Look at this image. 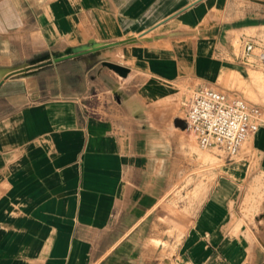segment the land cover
Segmentation results:
<instances>
[{"label":"crops","instance_id":"0c3cea01","mask_svg":"<svg viewBox=\"0 0 264 264\" xmlns=\"http://www.w3.org/2000/svg\"><path fill=\"white\" fill-rule=\"evenodd\" d=\"M261 55L264 0H0V264H264V122L183 128L203 86L264 110Z\"/></svg>","mask_w":264,"mask_h":264},{"label":"built area","instance_id":"2783aa9c","mask_svg":"<svg viewBox=\"0 0 264 264\" xmlns=\"http://www.w3.org/2000/svg\"><path fill=\"white\" fill-rule=\"evenodd\" d=\"M260 60L264 63L263 55ZM263 122L264 110L260 106L203 86L191 92L183 128L195 137L200 149L215 147L232 156Z\"/></svg>","mask_w":264,"mask_h":264},{"label":"water","instance_id":"95a60500","mask_svg":"<svg viewBox=\"0 0 264 264\" xmlns=\"http://www.w3.org/2000/svg\"><path fill=\"white\" fill-rule=\"evenodd\" d=\"M112 44H98V43H91L89 45H83L81 47L78 48H74L71 50H66L64 53L60 54V55H54L51 57L50 60H48V62L46 63H51V62H59L80 54H85V53H91V52H95L99 49H103L106 48L108 46H111ZM103 65L109 69H111L112 71H114L115 73H117L119 76L121 77H125L128 73V69L114 64V63H110V62H103Z\"/></svg>","mask_w":264,"mask_h":264},{"label":"rangeland","instance_id":"374dc122","mask_svg":"<svg viewBox=\"0 0 264 264\" xmlns=\"http://www.w3.org/2000/svg\"><path fill=\"white\" fill-rule=\"evenodd\" d=\"M101 59L103 61H110L113 60L115 57L113 56V54L110 51H103L102 53H100ZM119 59V57H118ZM202 150H206V151H219L221 149L219 148H209V149H202Z\"/></svg>","mask_w":264,"mask_h":264}]
</instances>
